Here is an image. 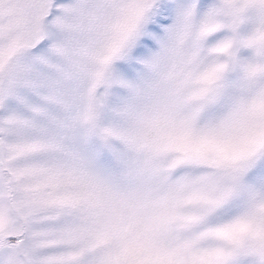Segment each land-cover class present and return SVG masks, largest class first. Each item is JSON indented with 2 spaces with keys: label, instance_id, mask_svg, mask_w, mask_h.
<instances>
[{
  "label": "snow or ice",
  "instance_id": "1",
  "mask_svg": "<svg viewBox=\"0 0 264 264\" xmlns=\"http://www.w3.org/2000/svg\"><path fill=\"white\" fill-rule=\"evenodd\" d=\"M0 264H264V0H0Z\"/></svg>",
  "mask_w": 264,
  "mask_h": 264
}]
</instances>
